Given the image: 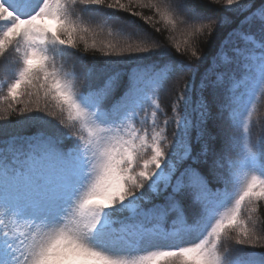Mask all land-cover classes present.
Here are the masks:
<instances>
[{
  "label": "snow or ice",
  "instance_id": "obj_1",
  "mask_svg": "<svg viewBox=\"0 0 264 264\" xmlns=\"http://www.w3.org/2000/svg\"><path fill=\"white\" fill-rule=\"evenodd\" d=\"M0 73V264H264V0H0Z\"/></svg>",
  "mask_w": 264,
  "mask_h": 264
},
{
  "label": "trees",
  "instance_id": "obj_2",
  "mask_svg": "<svg viewBox=\"0 0 264 264\" xmlns=\"http://www.w3.org/2000/svg\"><path fill=\"white\" fill-rule=\"evenodd\" d=\"M146 14H148L146 12ZM95 27V26H94ZM110 31H113L112 29L108 28V27H105V28H96L95 29V32L89 34L86 36V39L89 41V43L91 44L93 41L96 42L97 46H101L102 44L104 43H120V44H124L125 43V38L120 36V35H117L115 33V31H113V34L112 35H109V32ZM159 35V38L161 40V42L167 44L168 41L165 40V37L168 36L169 34L168 33H163V34H157ZM176 38L177 40H180L182 39V37L180 36L179 33H176ZM81 52H83V45H81ZM87 59H96V60H105V59H119V57H104L100 52H93V51H89L87 54ZM195 63V62H194ZM128 68H131L133 67V65H128L127 66ZM65 70L66 71H72L73 70V65H72V62L71 61H68L66 64H65ZM77 72L80 71L79 69V66L76 67L75 69ZM3 75V73H0V80L4 79V76H1ZM190 73L189 74H186L184 76V80H188V78L190 77ZM3 77V78H2ZM161 103L164 104L165 106H167V98L165 96L162 95L161 97ZM5 105H0V107H3ZM257 115H254L253 119L255 120L257 118V116L261 113V112H264V104H258L257 105ZM35 114V113H33ZM23 119V117H20L18 115H13L11 120L12 121H16V120H21ZM46 119H50L49 117H46ZM54 122V121H53ZM172 128L170 127L169 128V136L171 137V133H172ZM32 131H35V128L34 127H26L24 129H22V132L24 133H31ZM255 129H253V132H254V138H255ZM166 227L168 225H165Z\"/></svg>",
  "mask_w": 264,
  "mask_h": 264
},
{
  "label": "rangeland",
  "instance_id": "obj_3",
  "mask_svg": "<svg viewBox=\"0 0 264 264\" xmlns=\"http://www.w3.org/2000/svg\"><path fill=\"white\" fill-rule=\"evenodd\" d=\"M1 76H3V75H1ZM3 78V77H2ZM3 80V79H2Z\"/></svg>",
  "mask_w": 264,
  "mask_h": 264
}]
</instances>
